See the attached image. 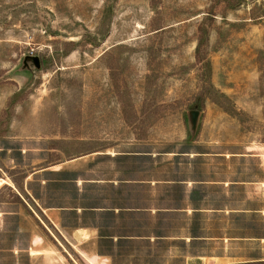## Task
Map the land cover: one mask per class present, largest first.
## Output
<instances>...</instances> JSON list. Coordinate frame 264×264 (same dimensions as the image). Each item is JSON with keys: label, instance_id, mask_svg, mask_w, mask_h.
<instances>
[{"label": "rangeland", "instance_id": "374dc122", "mask_svg": "<svg viewBox=\"0 0 264 264\" xmlns=\"http://www.w3.org/2000/svg\"><path fill=\"white\" fill-rule=\"evenodd\" d=\"M252 260L264 0H0V264Z\"/></svg>", "mask_w": 264, "mask_h": 264}, {"label": "water", "instance_id": "95a60500", "mask_svg": "<svg viewBox=\"0 0 264 264\" xmlns=\"http://www.w3.org/2000/svg\"><path fill=\"white\" fill-rule=\"evenodd\" d=\"M22 68L28 71L36 70L39 71L41 68L40 59L35 56H27L22 61ZM200 120V112L197 110L189 111L188 113V126L190 135L193 137L198 129Z\"/></svg>", "mask_w": 264, "mask_h": 264}, {"label": "crops", "instance_id": "0c3cea01", "mask_svg": "<svg viewBox=\"0 0 264 264\" xmlns=\"http://www.w3.org/2000/svg\"><path fill=\"white\" fill-rule=\"evenodd\" d=\"M179 208H175V211H180V210H178ZM185 212H183V214H184ZM192 217H189L188 215H185L186 216V219H189L190 221H191V219H193L195 216V214H202L201 212H199L198 211V209H194V211H192ZM193 221V220H192ZM199 227V226H198ZM194 228V227H193ZM192 228V229H193ZM84 231V235L82 236V235H80L81 237H80V239L81 240H88L89 239V236H88V234L90 233V234H93L94 233V230L93 229H91V231L89 232L88 231V229L87 230H83ZM194 231H196V228L194 229ZM199 231H201V228H199V229H197V231L196 232H193V233H191V231L190 230H188V232H189V236H188V239H189V242H193V241H198V242H203V241H205V238L203 237V236H199L197 233L199 232ZM86 232V233H85ZM88 238V239H87ZM203 240V241H202ZM202 259V258H201ZM200 258H198V260H201ZM225 264H237V263H233V262H230V263H225Z\"/></svg>", "mask_w": 264, "mask_h": 264}, {"label": "trees", "instance_id": "16d2710c", "mask_svg": "<svg viewBox=\"0 0 264 264\" xmlns=\"http://www.w3.org/2000/svg\"><path fill=\"white\" fill-rule=\"evenodd\" d=\"M237 264H264V261L263 260H252V261H246V262L237 263Z\"/></svg>", "mask_w": 264, "mask_h": 264}]
</instances>
